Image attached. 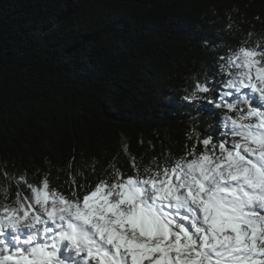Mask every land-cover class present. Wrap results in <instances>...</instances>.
<instances>
[{"label":"trees","instance_id":"1","mask_svg":"<svg viewBox=\"0 0 264 264\" xmlns=\"http://www.w3.org/2000/svg\"><path fill=\"white\" fill-rule=\"evenodd\" d=\"M249 32L264 34V0H0V185L5 168L57 184L72 164L101 173L123 144L145 163L182 155L185 82Z\"/></svg>","mask_w":264,"mask_h":264},{"label":"snow or ice","instance_id":"2","mask_svg":"<svg viewBox=\"0 0 264 264\" xmlns=\"http://www.w3.org/2000/svg\"><path fill=\"white\" fill-rule=\"evenodd\" d=\"M225 29L240 31L231 17ZM252 36L185 82L195 112L182 155L145 163L123 144L101 173L72 164L63 184L5 168L0 264H264V34Z\"/></svg>","mask_w":264,"mask_h":264}]
</instances>
